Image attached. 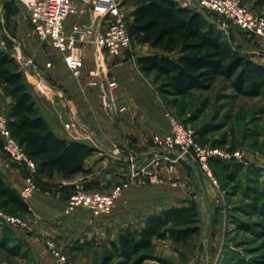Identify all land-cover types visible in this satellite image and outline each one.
Here are the masks:
<instances>
[{"label":"crops","instance_id":"obj_1","mask_svg":"<svg viewBox=\"0 0 264 264\" xmlns=\"http://www.w3.org/2000/svg\"><path fill=\"white\" fill-rule=\"evenodd\" d=\"M2 1L5 5L6 0ZM14 1L26 7L29 0ZM117 1L121 2L123 11L125 7L129 8L126 14L132 20L135 8L131 6V0ZM174 1L183 7L199 10L200 0ZM76 26L83 30H105L107 24L90 10L85 15H70L66 19L67 35H73ZM219 28L233 39L237 50L264 65L263 42L247 40L231 24ZM27 39L24 34V40ZM41 45L37 51H25V58L34 64V69L25 77L30 92L59 138L83 143L95 151L85 160L84 167L89 174H80L71 180H63L60 175L53 180H43L44 186H39L25 199L32 212L27 217L33 219L34 224L30 231L16 230V236L26 247L31 264H56L48 249L51 241L68 254V264H92L99 258L97 251L111 250V243L118 244L120 236L127 230L140 231L155 213L174 206L182 207L191 201L200 205L201 213L205 210L207 218H213L212 236L218 235L223 217L220 199L211 196V184L202 176L195 182L187 160L174 163L165 160L167 156L175 160L177 155L159 153L151 141L154 134H165L170 130V111L159 91V83L154 79L156 74L144 73L138 59L163 53L137 44L141 50L132 48L128 54L113 57L105 51L100 52L91 35L77 41V50L84 59V70L76 78L66 67L61 52L55 49L40 51L41 47H49ZM101 64L103 73H108L109 80L118 84L107 93L101 86L104 81L98 68ZM11 102L0 88V115L8 117ZM69 123H73L75 132L68 128ZM1 143L0 139V174L20 193L26 184L25 174L7 159ZM131 158L136 161L138 175L117 200L109 216L95 217L86 209L65 214L68 197L80 185L109 192L129 178ZM174 179L182 180L181 193H175ZM214 239L212 245L216 244ZM155 242L169 246L175 244L171 238Z\"/></svg>","mask_w":264,"mask_h":264},{"label":"trees","instance_id":"obj_2","mask_svg":"<svg viewBox=\"0 0 264 264\" xmlns=\"http://www.w3.org/2000/svg\"><path fill=\"white\" fill-rule=\"evenodd\" d=\"M131 6L135 10L132 20H127L133 44L163 53L138 59L144 73L164 79L160 92L175 98L187 96L210 89L222 78L239 95L262 94L264 65L237 50L233 39L211 19L217 17L215 14L183 7L174 0H131ZM0 84L12 100L8 113L12 135L38 165V186L56 175L71 180L89 174L84 164L95 148L61 139L54 133L27 86L20 64L4 50H0ZM234 162L212 159L211 164L225 169L229 179H236L239 168ZM0 206L24 216L32 213L29 204L1 174ZM201 223L200 205L194 201L155 213L140 231L127 230L118 244L112 242L113 252L103 257L101 264H140L142 253L151 250L155 240L171 238L185 244L202 233ZM1 229L0 250L12 253L8 248L10 236ZM17 243L22 244L18 238Z\"/></svg>","mask_w":264,"mask_h":264},{"label":"rangeland","instance_id":"obj_3","mask_svg":"<svg viewBox=\"0 0 264 264\" xmlns=\"http://www.w3.org/2000/svg\"><path fill=\"white\" fill-rule=\"evenodd\" d=\"M244 4L264 16L263 0H244ZM128 11L129 8L125 7L123 12L126 14ZM211 19L218 26L231 24L225 18ZM31 28L25 6L16 4L14 0H6L4 6L0 0V50L11 54L20 64L25 77L34 69V64L28 63L25 58V51H37L39 44L41 45ZM24 34L27 35V40H24ZM241 35L246 38L243 33ZM136 48L141 50L140 46L133 44V50ZM40 51L54 49L41 47ZM19 57L23 60H19ZM154 79L159 86L165 83L163 78L156 75ZM0 88L6 92L3 85L0 84ZM160 93L170 111V118H175L192 131L196 143L211 151H239L244 157L241 161L234 162L239 168L235 174L236 179H229L225 169L210 162L216 183L193 158L187 159V165L191 166L189 170L194 172V181L197 182L199 176L204 177L211 184V196L215 195L220 199L222 229L217 230L218 235L212 236L213 218H207L204 210L201 223L203 230L199 236L185 244L175 243L169 246L155 242L151 250L142 253L144 257L140 264H264V90L255 97L239 95L229 81L220 78L210 89L196 90L187 96L175 98L162 91ZM181 181L174 179L175 193L182 192ZM0 210L13 213L12 215L20 217L30 229L33 228L34 221L30 217L11 208L0 206ZM0 227L1 231H6L10 236L8 248L12 251L10 253L0 250V264H31L26 247L17 243L18 228L1 226V223ZM212 239L216 244L212 245ZM50 243L66 257L65 264H68V254L56 242ZM112 252V249L97 251L98 261L92 264H101L102 258ZM54 260L57 264V260Z\"/></svg>","mask_w":264,"mask_h":264},{"label":"built area","instance_id":"obj_4","mask_svg":"<svg viewBox=\"0 0 264 264\" xmlns=\"http://www.w3.org/2000/svg\"><path fill=\"white\" fill-rule=\"evenodd\" d=\"M120 7L121 2L117 0H29L26 4V12L34 35L42 44L61 52L64 55L66 67L77 78L82 75L84 70V59L76 46L78 39L83 41L92 35L97 49L100 52L105 51L113 57H120L122 54H128L132 51L133 41L129 35L127 15ZM198 7L199 11L204 14L213 13L217 17L225 18L232 26L246 35L248 40L264 43V16L249 9L244 4V0H200ZM90 10L97 13L104 22L106 21V29L83 30L76 26L74 34L67 35L66 19L70 15H85ZM225 31H227L226 27ZM76 34L79 35L78 38ZM18 59L23 60L21 57ZM28 63L33 62L28 60ZM98 68L100 75H104V81L101 82L104 93L115 89L118 84L109 80L108 73H103L102 64ZM94 84L96 85V83ZM170 125L171 128L167 133L154 134L151 137L154 149L159 153H166V155H177L175 160L169 156L164 158L173 163L183 159L187 160L189 157L193 158L199 163L201 169L208 172L215 183V178L210 169L212 159L227 162L241 161L244 157V154L239 151L225 153L220 149H212L211 151L203 148L199 143H196L193 132L173 117L170 118ZM68 128L75 132L76 128L73 123H69ZM0 139L3 146L2 151L7 159L20 167L25 174L26 184L20 191V196L25 200L38 189L36 181L38 165L13 137L9 128V119L4 115H0ZM131 162V176L116 184L109 192L88 190L80 185L68 198L65 214L69 215L78 209L85 208L95 217L109 216L114 210L117 200L122 196L125 189L130 187L133 178L138 175L135 159L131 158ZM0 223L24 231L31 230L20 217L1 210ZM48 249L57 260V264L66 263V257L56 251L51 243H48Z\"/></svg>","mask_w":264,"mask_h":264}]
</instances>
